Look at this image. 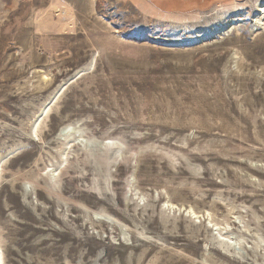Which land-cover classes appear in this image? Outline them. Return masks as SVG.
<instances>
[{"label": "rangeland", "instance_id": "obj_1", "mask_svg": "<svg viewBox=\"0 0 264 264\" xmlns=\"http://www.w3.org/2000/svg\"><path fill=\"white\" fill-rule=\"evenodd\" d=\"M257 1L0 0V264H264Z\"/></svg>", "mask_w": 264, "mask_h": 264}, {"label": "bare ground", "instance_id": "obj_2", "mask_svg": "<svg viewBox=\"0 0 264 264\" xmlns=\"http://www.w3.org/2000/svg\"><path fill=\"white\" fill-rule=\"evenodd\" d=\"M263 1L264 0H258L255 4H254V8H256L255 9V17L253 18V21H254V23L255 24H257V25H261L262 26V17H264V6H263V8H262V5H263ZM257 15H259V16H257ZM93 62V61H92ZM92 62L90 63V67L93 65L92 64ZM88 68V67H87ZM92 68V67H91ZM84 71H85V68H83L82 70H80V71H78L74 76H79V75H81V74H83L84 73ZM76 76V77H77ZM66 84V82L65 83H63V84H61L58 88H57V90L55 91V93H60V91L62 90V88L64 87V85ZM255 95V94H254ZM252 96V95H251ZM250 96V97H251ZM262 96V95H261ZM246 99L248 98V97H245ZM253 98V97H252ZM258 98V97H257ZM248 100V99H247ZM260 100V99H259ZM258 100V101H259ZM246 101V100H245ZM249 101V100H248ZM48 107V105L46 106V107H44L43 108V110H42V114H45L46 113V108ZM67 135L68 134H66V133H59V138H58V136H57V138L61 141V140H64L66 137H67ZM72 135L73 134H71V138H73L72 137ZM69 136V135H68ZM77 138L78 137H74V139H73V141H75V140H77ZM79 139V138H78ZM81 140V139H80ZM85 140V139H84ZM65 141V140H64ZM71 141H72V139H70L69 141L67 140V142H65L64 143V146H63V148H62V150H61V152L58 154V156H59V158L61 159L60 161H61V163H60V165H58L57 167H56V169H58L61 165H65V164H68L67 163V161L69 160V158H68V155H70L69 154V152H72L71 150L72 149H74V148H76L77 146L76 145H74L73 144V142H72V144H71ZM77 141H79V140H77ZM81 142H84L83 140L81 141ZM81 142H79V144L78 145H83V144H81ZM91 143V142H90ZM89 144V143H88ZM88 144H86V145H88ZM82 147V146H81ZM85 147V146H84ZM83 147V148H84ZM87 147V146H86ZM77 151H79V150H77ZM82 151V150H81ZM72 154H73V152H72ZM56 155V154H55ZM73 155H75V156H72V155H70L72 158H79L80 156V153L78 152H76V154H73ZM57 162V161H56Z\"/></svg>", "mask_w": 264, "mask_h": 264}, {"label": "crops", "instance_id": "obj_3", "mask_svg": "<svg viewBox=\"0 0 264 264\" xmlns=\"http://www.w3.org/2000/svg\"><path fill=\"white\" fill-rule=\"evenodd\" d=\"M92 2H93V0H91ZM90 8H92L91 9V14H94L95 16H96V10H95V6H93V7H91L90 6ZM67 11H64L63 13H66ZM48 13H50V14H52V13H54L52 10H49V12ZM60 14H61V12H60ZM60 17H61V15H60ZM65 19H67L66 17H65ZM105 21H107L106 19H104ZM108 22V21H107ZM65 23H71V22H69V20H66V22ZM65 25H67V24H65ZM72 34H74V33H72Z\"/></svg>", "mask_w": 264, "mask_h": 264}]
</instances>
